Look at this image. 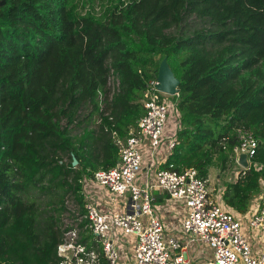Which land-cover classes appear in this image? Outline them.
<instances>
[{
	"label": "trees",
	"instance_id": "1",
	"mask_svg": "<svg viewBox=\"0 0 264 264\" xmlns=\"http://www.w3.org/2000/svg\"><path fill=\"white\" fill-rule=\"evenodd\" d=\"M98 1L0 0V264H60L70 199L79 242L107 264L85 183L118 165L164 59L178 144L158 170L235 167L243 129L257 153L223 201L246 214L262 192L264 0Z\"/></svg>",
	"mask_w": 264,
	"mask_h": 264
},
{
	"label": "built area",
	"instance_id": "2",
	"mask_svg": "<svg viewBox=\"0 0 264 264\" xmlns=\"http://www.w3.org/2000/svg\"><path fill=\"white\" fill-rule=\"evenodd\" d=\"M158 80L149 82L144 96L145 114L121 144L120 160L115 168L95 174L94 184L119 198H128L123 212L104 213L91 202V181L85 183L89 196L85 205V219L98 238L107 264H118L120 252L118 239L131 237L134 243L135 264H189L183 253L188 245L201 243L213 250L212 264H264V246L254 252L245 231L244 222L229 209L212 198L208 179L193 168L178 172L158 170L152 181L150 177L140 180L145 153L148 149L151 165H156L158 151H171L178 144L175 134L167 127L175 118L169 95L158 88ZM238 143L234 148L237 165L241 152L248 154L250 167L257 153L258 142L252 133L239 129ZM243 169V173L250 169ZM140 181V182H139ZM264 185V174L261 179ZM155 191L165 192L172 200L183 202L187 215L182 223V232L187 236L185 247L177 237L167 238L164 224L155 210ZM80 221V220H79ZM251 230L264 236V210L253 213L248 219ZM76 227L65 234L59 246L60 264H101L100 254L81 244ZM179 252V254H177Z\"/></svg>",
	"mask_w": 264,
	"mask_h": 264
},
{
	"label": "crops",
	"instance_id": "3",
	"mask_svg": "<svg viewBox=\"0 0 264 264\" xmlns=\"http://www.w3.org/2000/svg\"><path fill=\"white\" fill-rule=\"evenodd\" d=\"M169 130H170L169 134L172 135L174 131H172L171 125L169 127ZM169 152L170 151H167L163 146L162 149L158 151L156 157V165L154 167H150L151 161H150L149 151L148 149L144 148L145 160H144L142 172L140 174V180L143 181L144 179H146V177H150L151 180L153 181L155 178V173L159 169V165L165 162V159L169 155ZM146 162L148 163L145 165ZM238 166L241 168V170L237 171L236 177L232 181H236L238 173L243 171V169H246L242 167L240 164ZM227 183L229 182H226L224 185L218 188V190L215 188L213 190L210 187L212 192V198L218 204L229 209L235 215H237L239 218L242 219V221L244 222V231L253 246V250L254 252L259 253L261 252L264 246V236L262 235L261 232L251 230L247 221L253 213L264 210L263 207L264 185L261 182L262 192L252 201L250 210L246 214H241L235 211L234 209L228 207L227 205H225L223 201L222 194L223 191L225 190ZM155 198H156L155 210L157 212V215L164 224V229H165L164 233L166 237L167 238L174 236L177 237L179 241L182 243V245L185 247L186 245H188L187 236L182 232V223L187 215V208L185 204L183 202L172 200L165 192L162 191H155ZM258 198H259V202L254 204L255 201L257 202ZM124 199L125 198L114 197V195H112L105 189L100 188L91 181V202L95 204L102 212L104 213L123 212L126 209L125 202L124 204L122 202ZM252 236L254 237V239L251 238ZM118 247L120 252V260L118 264H135L133 239L131 237L121 236L118 239ZM183 253L186 255L189 264H212L214 261L213 250L210 247L203 245L201 243H198L196 245H188L187 249L183 251ZM177 254H179V252H177Z\"/></svg>",
	"mask_w": 264,
	"mask_h": 264
},
{
	"label": "rangeland",
	"instance_id": "4",
	"mask_svg": "<svg viewBox=\"0 0 264 264\" xmlns=\"http://www.w3.org/2000/svg\"><path fill=\"white\" fill-rule=\"evenodd\" d=\"M98 5H99V1L95 0V2L93 3V6L97 9ZM116 82H117L116 78H114V77L111 78V80H110L111 93H113L116 90V88H117ZM169 97H172V96H169ZM147 163L148 162H146L145 165ZM240 170H241V168L238 165H236L235 167H232V168L230 167L224 172L220 171V169L212 168L210 170V173H209V184H210V187L213 190H214V188L218 190V188H220L226 182H230V181L234 180L235 177H236L237 171H240ZM143 172H145V171H143ZM114 197H116V196H114ZM87 198L89 199V196H87ZM128 201H129V199L126 197L122 202H123V204L125 202V205H126L128 203ZM258 202H259V198L257 199V202L256 201L254 202V204H256ZM67 205H68L69 210L71 212L67 213L64 216V223H65L66 226L68 225V226H72L73 228H76L78 223H77V220H75V218L73 216L74 214H72V213H76L77 212V207H76L75 203L73 202V200H71V199L67 202ZM251 238L254 239L253 236Z\"/></svg>",
	"mask_w": 264,
	"mask_h": 264
},
{
	"label": "water",
	"instance_id": "5",
	"mask_svg": "<svg viewBox=\"0 0 264 264\" xmlns=\"http://www.w3.org/2000/svg\"><path fill=\"white\" fill-rule=\"evenodd\" d=\"M159 90L169 96H176L179 94L180 81L174 76L167 60L164 59L159 67L158 78ZM238 163L248 169V154L246 152H241L238 158ZM74 166L78 164V161L74 157Z\"/></svg>",
	"mask_w": 264,
	"mask_h": 264
}]
</instances>
